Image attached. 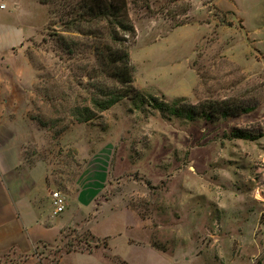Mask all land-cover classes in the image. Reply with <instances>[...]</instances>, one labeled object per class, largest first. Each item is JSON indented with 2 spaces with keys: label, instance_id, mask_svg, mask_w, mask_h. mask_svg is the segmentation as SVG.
I'll return each instance as SVG.
<instances>
[{
  "label": "rangeland",
  "instance_id": "374dc122",
  "mask_svg": "<svg viewBox=\"0 0 264 264\" xmlns=\"http://www.w3.org/2000/svg\"><path fill=\"white\" fill-rule=\"evenodd\" d=\"M124 1L121 43L106 21L71 22L81 0L42 3L48 22L24 49V153L79 220L0 264H78L58 263L66 249L102 264H264V0ZM112 91L122 98L98 109Z\"/></svg>",
  "mask_w": 264,
  "mask_h": 264
},
{
  "label": "crops",
  "instance_id": "0c3cea01",
  "mask_svg": "<svg viewBox=\"0 0 264 264\" xmlns=\"http://www.w3.org/2000/svg\"><path fill=\"white\" fill-rule=\"evenodd\" d=\"M3 1L7 7L0 10V255H25L39 245L59 240L79 218L71 211L65 212L70 201L63 212L53 214L48 165L42 161L29 164L24 153L36 130L27 114L29 93L23 89L34 75L24 53L25 42L45 28L46 7L38 0H30V5L43 9L44 14L41 19L24 21L19 0ZM83 196L79 191L75 199L84 201ZM94 253L72 250L64 253L58 263L70 257L78 264H102L101 259L93 257Z\"/></svg>",
  "mask_w": 264,
  "mask_h": 264
},
{
  "label": "trees",
  "instance_id": "16d2710c",
  "mask_svg": "<svg viewBox=\"0 0 264 264\" xmlns=\"http://www.w3.org/2000/svg\"><path fill=\"white\" fill-rule=\"evenodd\" d=\"M41 3L44 4L47 0H39ZM84 2V7L81 5H75L72 7L71 12L69 13H75L74 19L71 22H107L109 26H111L110 31V37L114 41H119L121 43V38H118L114 29H112L113 24H117L120 26L123 30L126 32H129L132 30V27L130 25H127L123 21H125V1L124 0H81ZM83 7V8H82ZM82 8V9H81ZM64 15H67L66 12H64ZM67 26H69L66 23ZM129 26V27H127ZM103 56V55H102ZM126 57V53L123 52V54H115L110 59L112 61H121ZM110 61V60H109ZM108 97L102 99V100H94V104L98 106V109L103 110L110 106H112L114 103H116L120 98H122L123 94L117 93V92H111L109 93ZM161 108V104L157 105ZM80 114V115H79ZM77 116L78 121H86L92 116V112L89 109H86L83 113H79ZM244 133H236L235 136L244 137ZM75 249H66L63 253L70 252Z\"/></svg>",
  "mask_w": 264,
  "mask_h": 264
},
{
  "label": "built area",
  "instance_id": "2783aa9c",
  "mask_svg": "<svg viewBox=\"0 0 264 264\" xmlns=\"http://www.w3.org/2000/svg\"><path fill=\"white\" fill-rule=\"evenodd\" d=\"M7 7V4L0 0V10L5 9ZM51 203L53 205V214H60L64 211L66 207V198L64 194L59 190H50L49 192Z\"/></svg>",
  "mask_w": 264,
  "mask_h": 264
}]
</instances>
